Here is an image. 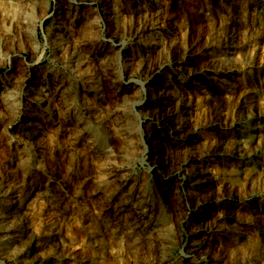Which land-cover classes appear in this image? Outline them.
<instances>
[{"label": "rangeland", "instance_id": "obj_1", "mask_svg": "<svg viewBox=\"0 0 264 264\" xmlns=\"http://www.w3.org/2000/svg\"><path fill=\"white\" fill-rule=\"evenodd\" d=\"M47 1L33 51L0 39V85L21 87L12 125L0 107V184L22 196L24 231L5 245L0 231V264H264V0ZM5 2L9 31L26 14Z\"/></svg>", "mask_w": 264, "mask_h": 264}, {"label": "bare ground", "instance_id": "obj_2", "mask_svg": "<svg viewBox=\"0 0 264 264\" xmlns=\"http://www.w3.org/2000/svg\"><path fill=\"white\" fill-rule=\"evenodd\" d=\"M6 1V0H5ZM4 0H0V2H2L3 4H6L7 2H5ZM15 3H12L13 5L18 6L19 8H22L25 12L26 15L24 16H19V14H15V15H11L9 17H6V20L10 26V30H4V29H1L0 28V39L2 40V44L4 46L5 45H8L9 43H17V46L20 44L19 42L22 43V41L20 40H25V42L27 41L28 42V46H29V50L30 51H33L36 47V42H35V22L36 21H39L43 18L44 16V10L46 8V5L48 4V1L47 0H14ZM114 1H117V0H113ZM149 3L146 4V7L145 9H147L149 7ZM120 6V12L122 13L123 11L125 10H134V12H138L139 8L136 7L134 9H129L128 7H126L125 5L119 3L118 4ZM39 7V8H38ZM13 8V7H12ZM61 8V7H60ZM17 9V8H16ZM144 9V11H145ZM57 10V9H56ZM143 11V12H144ZM23 12V13H24ZM60 11H57L56 13H59ZM142 12V13H143ZM149 12V11H148ZM46 13V12H45ZM61 13V12H60ZM132 13V12H131ZM130 14V13H129ZM148 17L145 18V22L141 25L138 26V28L136 29V32H142L144 30H149L152 28L151 26V19H154L151 17V14L148 13ZM120 15V14H119ZM122 16V15H121ZM119 17V16H118ZM5 18V17H4ZM122 18V17H121ZM56 20H63L60 16H57L55 17ZM69 18L66 19V23L67 21L70 23L71 20H68ZM4 20V19H3ZM147 23V24H146ZM59 24H62V23H59ZM70 25L68 24V27ZM9 29V28H8ZM56 29L58 30L57 33L55 34H52V38L53 40L50 41V46L53 48V51L54 53H56V56H58V52L61 51V49L65 50L66 48H68V43H67V38L68 37H64L61 33L64 34V32H68V29L66 26H63V25H58L56 27ZM70 32V31H69ZM71 33V32H70ZM64 35H68L67 33L64 34ZM148 37H153L151 36V33L148 35ZM146 40V39H145ZM8 43V44H6ZM24 43V41H23ZM156 43V42H155ZM154 44V42L152 43ZM16 45V44H15ZM10 46V45H8ZM13 46V45H12ZM63 46V47H62ZM232 46V45H231ZM83 47V46H82ZM6 48V47H5ZM65 52V51H64ZM10 52L8 51V49L4 51V54L3 56L0 58V61H4L5 57L7 54H9ZM62 53V52H61ZM146 53V52H145ZM66 55V54H65ZM71 56L66 59L68 62L71 61L72 63V67L74 68V70L76 71L78 69L79 71V68H78V65H79V60L80 59H73V56L74 54H70ZM63 56V55H61ZM76 56V55H75ZM65 58V56H64ZM81 63V62H80ZM54 75V74H53ZM3 84L0 85V88L3 89L2 90V95H1V102H0V107L2 110H5L7 111V113H9V115L11 116L12 115V110L10 109L11 107H15L14 104L9 100H16V98H18L20 96V93H21V87L18 86V85H15L14 82L9 81V82H2ZM41 88L42 87H38V91H41ZM63 89V82H60L56 85L53 84V87L52 89H50L49 87L46 89L48 91V97L50 96V98L47 99V97L45 98L46 95H44L42 98H35V103L36 105H41V103H44L46 104L49 103L52 99L51 97L53 98V95L55 94H58V92H60V90ZM36 92V91H35ZM125 92V91H124ZM37 94L39 95H43L39 92H36ZM64 91H62L60 94L63 95ZM4 94H10V96H6ZM60 95V96H61ZM33 98V100H34ZM50 100V101H49ZM49 101V102H48ZM8 102V104H7ZM2 103V105H1ZM10 103V104H9ZM13 104V105H12ZM51 104V103H50ZM10 105V106H9ZM53 105V104H51ZM55 105V104H54ZM0 109V114L3 113L2 110ZM11 112H9L10 110ZM43 110V108H42ZM59 112V111H58ZM6 113V114H7ZM57 113V112H56ZM55 113V114H56ZM48 114V113H47ZM58 116V115H56ZM15 118L16 116H11V117H7V123L5 124V126H7L9 123L10 125H12L15 121ZM124 122V121H123ZM122 122V125H123V128L121 129H124L125 132L127 133H130V131L132 130L131 128H129L130 126H127L126 127V124H123ZM121 126V125H120ZM32 130H35V127L32 128ZM137 130V129H136ZM133 132V131H132ZM194 132V131H193ZM17 134L19 135V132H17ZM126 134V133H125ZM133 134H135V136L137 135L138 138H139V141L141 142V136L139 134V130L137 131H134ZM190 134V133H189ZM72 135V134H71ZM25 136V135H24ZM27 136V135H26ZM245 136V139L242 140L243 144H241V141L237 140L235 141V147H237L238 149H240V147H246L247 144H249L250 142L254 141V136L253 134H250L248 132H246L244 134ZM15 138V136H14ZM75 141V140H74ZM191 142H193V145L191 147V149H196L197 148V144L198 142L200 141L195 135H192L191 136V139H190ZM189 141V142H190ZM198 141V142H197ZM204 141V138L203 140ZM21 142V138L20 136H16L15 140L13 143H16L15 144V147H17V145H19ZM197 142V143H196ZM200 143V142H199ZM202 143V142H201ZM246 146H245V145ZM199 145V144H198ZM255 146V145H254ZM131 147V150H132V147L133 145H131V142L130 140L127 138V139H124V148L125 149H129ZM17 148H15L16 150ZM241 152V151H240ZM17 153H19L17 151ZM23 153V152H22ZM20 157L21 158L24 154H21L20 153ZM22 160V159H21ZM198 169V168H197ZM110 173V172H108ZM194 173L195 175L197 174L199 176V183L201 184L202 181H205L206 179H209L210 177V169L207 168L206 166H202L199 168V170H194ZM119 182L120 183H125L128 178L126 177L125 174L123 175H119ZM10 186V185H9ZM132 186V185H131ZM8 187V186H7ZM13 190L11 187H8V189L3 192V187L1 186L0 184V218H5L7 221H9V224L8 225H5V226H0V231H3V234H1V236L3 237L4 239V245L5 243H8V242H11V241H20L21 237H23L22 235H24V231H22L21 229H19L18 227V221H19V211H18V206L21 205V201L23 200L22 196H20V194H13ZM130 193V192H129ZM133 193V192H132ZM34 194V193H33ZM15 197V201L18 203L17 206H10V202L12 201V198ZM34 201V200H33ZM25 202V200H24ZM123 206V205H122ZM24 207V206H23ZM145 208V207H144ZM24 211V210H23ZM149 214V213H148ZM201 214V213H200ZM150 215V214H149ZM144 219V218H143ZM22 221V220H21ZM2 222V221H1ZM28 225V223H27ZM34 225V224H33ZM151 225V224H150ZM129 229V228H128ZM30 230V229H29ZM28 230V231H29ZM26 235V234H25ZM32 234L28 233V238L25 240V243L29 244L28 245V248H26L27 250L25 251V253H27L28 249L29 248H34L38 245L37 243V239L33 240V236ZM25 237V236H24ZM34 241V242H33ZM14 243V242H13ZM13 245V244H12ZM4 247V246H3ZM36 251V250H35ZM32 252V251H31ZM22 254V253H21ZM18 256V255H17ZM27 257V256H26ZM29 257V255H28ZM16 260L18 258H15ZM33 259V258H32ZM37 259V258H36ZM15 261V260H14ZM35 261V260H34ZM32 264V263H31ZM35 264V263H33Z\"/></svg>", "mask_w": 264, "mask_h": 264}]
</instances>
